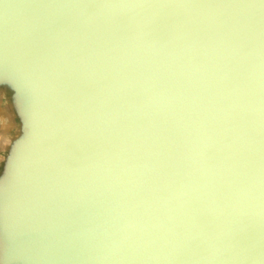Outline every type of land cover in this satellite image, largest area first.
I'll return each mask as SVG.
<instances>
[{
  "label": "water",
  "instance_id": "95a60500",
  "mask_svg": "<svg viewBox=\"0 0 264 264\" xmlns=\"http://www.w3.org/2000/svg\"><path fill=\"white\" fill-rule=\"evenodd\" d=\"M0 264H264V0H0Z\"/></svg>",
  "mask_w": 264,
  "mask_h": 264
},
{
  "label": "snow or ice",
  "instance_id": "6c2138e0",
  "mask_svg": "<svg viewBox=\"0 0 264 264\" xmlns=\"http://www.w3.org/2000/svg\"><path fill=\"white\" fill-rule=\"evenodd\" d=\"M12 89V84L4 79H0V91L10 92Z\"/></svg>",
  "mask_w": 264,
  "mask_h": 264
}]
</instances>
